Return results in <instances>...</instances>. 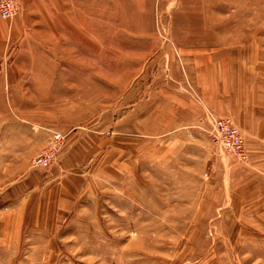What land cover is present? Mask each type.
Wrapping results in <instances>:
<instances>
[{
  "label": "rangeland",
  "instance_id": "374dc122",
  "mask_svg": "<svg viewBox=\"0 0 264 264\" xmlns=\"http://www.w3.org/2000/svg\"><path fill=\"white\" fill-rule=\"evenodd\" d=\"M0 264H264V0H17Z\"/></svg>",
  "mask_w": 264,
  "mask_h": 264
},
{
  "label": "built area",
  "instance_id": "2783aa9c",
  "mask_svg": "<svg viewBox=\"0 0 264 264\" xmlns=\"http://www.w3.org/2000/svg\"><path fill=\"white\" fill-rule=\"evenodd\" d=\"M17 0H0V17L11 19L16 14ZM209 125L205 128L211 142L237 156L240 160L246 159V151L243 139L239 130L232 124L230 119L215 116L208 112ZM55 139L61 140V136L55 135ZM47 153V152H46ZM47 155V154H46ZM34 164L45 165L46 157L38 156L33 160Z\"/></svg>",
  "mask_w": 264,
  "mask_h": 264
}]
</instances>
